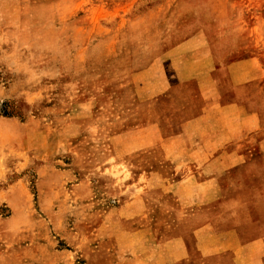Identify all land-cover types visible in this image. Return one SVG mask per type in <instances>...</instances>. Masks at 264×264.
<instances>
[{
	"label": "rangeland",
	"instance_id": "1",
	"mask_svg": "<svg viewBox=\"0 0 264 264\" xmlns=\"http://www.w3.org/2000/svg\"><path fill=\"white\" fill-rule=\"evenodd\" d=\"M166 9L167 46L205 32L226 62L253 51L264 64V0H0V264H123L118 210L139 184L138 163L155 156L133 137L143 123L128 79L154 36L149 16ZM144 193L153 216L133 221L182 238L187 256L175 264H236L230 247L198 250L201 217L158 202V188ZM253 206L256 233L244 243L264 238V202Z\"/></svg>",
	"mask_w": 264,
	"mask_h": 264
},
{
	"label": "crops",
	"instance_id": "2",
	"mask_svg": "<svg viewBox=\"0 0 264 264\" xmlns=\"http://www.w3.org/2000/svg\"><path fill=\"white\" fill-rule=\"evenodd\" d=\"M168 13L166 9L149 16L154 36L138 52L143 62H136L128 79L143 123L133 137L140 152L154 150L155 156L138 163L139 184L118 210L126 222L112 234L123 254L122 259L119 253L120 261L175 264L187 256L181 237L161 238L133 221L144 219L146 225L153 216L144 192L154 187L164 195L158 202L174 203L177 214L188 208L181 217L188 221L201 217L203 223L193 232L203 255L230 247L236 264H264V238L241 241L244 233H256L253 205L264 202V105L259 102L264 95V64L253 51L226 62L213 54L205 32L167 46ZM180 167L190 173L173 179ZM230 186L235 188L232 196L226 192ZM253 187H262L258 196ZM212 202L217 204L213 212L206 205ZM231 238L234 242H227Z\"/></svg>",
	"mask_w": 264,
	"mask_h": 264
}]
</instances>
